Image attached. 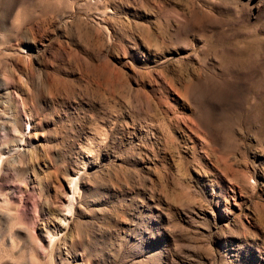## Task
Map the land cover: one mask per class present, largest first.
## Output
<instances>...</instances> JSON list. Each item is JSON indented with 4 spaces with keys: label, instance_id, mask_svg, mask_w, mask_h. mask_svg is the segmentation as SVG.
<instances>
[{
    "label": "rangeland",
    "instance_id": "obj_1",
    "mask_svg": "<svg viewBox=\"0 0 264 264\" xmlns=\"http://www.w3.org/2000/svg\"><path fill=\"white\" fill-rule=\"evenodd\" d=\"M0 264H264V0H0Z\"/></svg>",
    "mask_w": 264,
    "mask_h": 264
},
{
    "label": "bare ground",
    "instance_id": "obj_2",
    "mask_svg": "<svg viewBox=\"0 0 264 264\" xmlns=\"http://www.w3.org/2000/svg\"><path fill=\"white\" fill-rule=\"evenodd\" d=\"M76 186H77V183L74 182V187H73V188H74V189L77 188ZM75 190H76V189H75ZM73 191H74V190H73Z\"/></svg>",
    "mask_w": 264,
    "mask_h": 264
}]
</instances>
